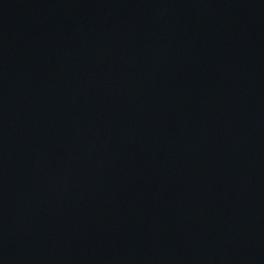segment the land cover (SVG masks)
Returning a JSON list of instances; mask_svg holds the SVG:
<instances>
[{
  "label": "water",
  "instance_id": "95a60500",
  "mask_svg": "<svg viewBox=\"0 0 264 264\" xmlns=\"http://www.w3.org/2000/svg\"><path fill=\"white\" fill-rule=\"evenodd\" d=\"M0 264H264V0H0Z\"/></svg>",
  "mask_w": 264,
  "mask_h": 264
}]
</instances>
